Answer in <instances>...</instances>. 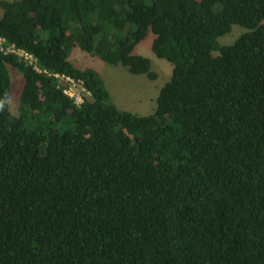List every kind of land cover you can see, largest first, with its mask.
Masks as SVG:
<instances>
[{
	"label": "trees",
	"instance_id": "16d2710c",
	"mask_svg": "<svg viewBox=\"0 0 264 264\" xmlns=\"http://www.w3.org/2000/svg\"><path fill=\"white\" fill-rule=\"evenodd\" d=\"M0 9V264H264V0ZM234 25L246 31L220 45ZM149 31L172 73L139 117L69 57L154 80L134 53ZM9 66L23 77L16 114ZM55 74L82 84L80 103Z\"/></svg>",
	"mask_w": 264,
	"mask_h": 264
},
{
	"label": "rangeland",
	"instance_id": "374dc122",
	"mask_svg": "<svg viewBox=\"0 0 264 264\" xmlns=\"http://www.w3.org/2000/svg\"><path fill=\"white\" fill-rule=\"evenodd\" d=\"M2 10L0 9V16ZM246 29L234 25L230 33L220 36V45H230ZM153 34L149 31L146 37L140 41L134 49V53L150 60L151 69L156 74L154 80L146 75L132 74L121 64L110 65L91 53L74 48L70 54V61L77 68H93L102 78L105 88L109 93L111 102L120 110L142 117L152 114L156 108V98L159 90L171 78L172 65L164 59L157 58L151 47L153 45ZM8 74L11 84L9 111L16 114L19 106V96L23 87L22 73L14 67H8ZM61 84L76 101H80L85 92L79 83H67L64 80Z\"/></svg>",
	"mask_w": 264,
	"mask_h": 264
},
{
	"label": "built area",
	"instance_id": "2783aa9c",
	"mask_svg": "<svg viewBox=\"0 0 264 264\" xmlns=\"http://www.w3.org/2000/svg\"><path fill=\"white\" fill-rule=\"evenodd\" d=\"M2 42H4V40L3 39H1L0 38V44L2 43ZM6 51H9V52H15L14 51V49H13V47L11 46V47H9V48H6ZM16 53L18 54V55H20V56H23L27 61H28V63L29 64H31V65H34V68H35V70L36 71H40V69L36 66V64H35V59H34V57L31 55V54H29V53H26V52H23V51H16ZM55 77H58V80H59V82L61 83V81H65V82H69V83H74L75 81L74 80H72V79H70L69 77H63V76H59V75H57V74H55L54 75ZM75 83H78V82H75ZM81 86H82V84L81 83H79ZM62 85V84H61ZM63 86V85H62ZM64 87V86H63ZM82 88H83V86H82ZM84 89V88H83ZM64 90H65V93L67 94V95H69L70 96V94H69V92L65 89V87H64ZM85 92V91H84ZM86 93V92H85ZM71 98H73L72 96H70ZM74 99V98H73ZM74 101H75V103H80L81 101H82V99L80 100V101H76L75 99H74Z\"/></svg>",
	"mask_w": 264,
	"mask_h": 264
},
{
	"label": "clouds",
	"instance_id": "9594fccd",
	"mask_svg": "<svg viewBox=\"0 0 264 264\" xmlns=\"http://www.w3.org/2000/svg\"><path fill=\"white\" fill-rule=\"evenodd\" d=\"M6 100H0V111H2L5 107Z\"/></svg>",
	"mask_w": 264,
	"mask_h": 264
}]
</instances>
